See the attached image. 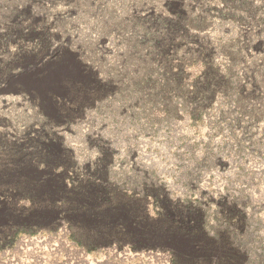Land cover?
Segmentation results:
<instances>
[{
	"label": "rangeland",
	"instance_id": "1",
	"mask_svg": "<svg viewBox=\"0 0 264 264\" xmlns=\"http://www.w3.org/2000/svg\"><path fill=\"white\" fill-rule=\"evenodd\" d=\"M231 1L0 0V251L51 235L54 264H69L66 239L92 257L264 264V0L255 19ZM12 10L27 38L8 35ZM179 13L208 19L171 37ZM67 80L95 92L69 98Z\"/></svg>",
	"mask_w": 264,
	"mask_h": 264
},
{
	"label": "trees",
	"instance_id": "2",
	"mask_svg": "<svg viewBox=\"0 0 264 264\" xmlns=\"http://www.w3.org/2000/svg\"><path fill=\"white\" fill-rule=\"evenodd\" d=\"M235 0L231 1V6L232 8H237V9H242L243 11H245V13L247 14V16H249L251 19H255V12L257 10V8H253V3L250 2V0H238V2L234 3ZM176 7V4L172 1L169 3V8L174 9V11H179ZM262 9H264V5L262 6ZM223 16L229 17V18H233V19H238V21H240L241 23H249V20L247 19V17L245 16H239L236 13H228V14H224ZM28 17L27 12L26 11H17V10H12V12L8 13L7 16H5V18H9L6 21V25L8 26V35H15L17 37H23V38H27L29 34H24L22 31V27L20 26V22L24 19ZM207 14H203L201 18L197 19V21H195L193 24H191V22H187L185 17H182V15L179 13L178 15V19L174 22L171 23H166L164 25L166 32L169 33L171 35V37H173L174 35L177 34H188L187 33V26L191 24V26L200 28L203 27L205 25L207 18ZM260 20H258L259 22ZM264 20H262L260 23H262ZM189 23V24H188ZM6 41V40H5ZM0 43H4V40L0 39ZM48 41L46 40V38H41V46L43 47V49H41V53L44 50V48L47 46ZM158 44V43H157ZM169 49V47H164L161 46L160 50L163 52H167ZM40 53V52H39ZM210 51L205 49L204 53H203V57L205 58V66L207 67L206 72L204 73V75H209L210 77L213 76L214 79H216L217 83H219L221 81V78L219 76H216L215 74V70L214 69H210L209 68V56H210ZM39 54H36V56ZM41 55V54H40ZM39 57V56H38ZM214 74V75H213ZM9 75V70L7 68V66L5 65H0V83L2 82L3 79H5V77H7ZM179 76L176 77L175 79H180L182 77H184V72L180 71ZM208 78V77H207ZM206 78V79H207ZM208 85L207 81L204 80L201 83L196 82L195 83V87L197 90H201V88L203 86ZM216 85V84H215ZM60 91L62 92L63 95L69 97V98H79V99H83V98H87V97H91L92 93H93V88L91 89V86L85 85V84H77L71 80H67L64 81V83L59 85ZM95 92V91H94ZM47 95L52 98V99H56L57 97H60L59 92L57 89H52L49 90L47 92ZM38 96V94H37ZM49 159V163L51 165H53V163H55L56 160L66 163L68 164L69 162V158H67L66 156H63L62 158H48ZM24 184H26V188L28 189V191H32V189H37L40 187V185L38 183H34V180H25Z\"/></svg>",
	"mask_w": 264,
	"mask_h": 264
},
{
	"label": "bare ground",
	"instance_id": "3",
	"mask_svg": "<svg viewBox=\"0 0 264 264\" xmlns=\"http://www.w3.org/2000/svg\"><path fill=\"white\" fill-rule=\"evenodd\" d=\"M58 242L51 235L44 236H24L20 239L22 249L0 251V264H54L52 257L54 252H44L43 247L54 246ZM68 247L69 264H172L173 256L171 252L152 249L135 250L127 246L122 249L112 246L107 248L100 256L92 257L84 249L75 247V243L70 240L64 241ZM32 248V249H28ZM110 256V257H109ZM122 262V263H120Z\"/></svg>",
	"mask_w": 264,
	"mask_h": 264
}]
</instances>
